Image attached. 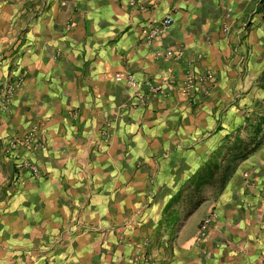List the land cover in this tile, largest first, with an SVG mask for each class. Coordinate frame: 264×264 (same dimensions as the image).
<instances>
[{"label": "crops", "instance_id": "obj_1", "mask_svg": "<svg viewBox=\"0 0 264 264\" xmlns=\"http://www.w3.org/2000/svg\"><path fill=\"white\" fill-rule=\"evenodd\" d=\"M128 1L0 0V143L37 121L45 140L37 153L0 152V264H128L135 252L155 264H264V141L178 230L159 225L167 201L210 154L237 128L247 136V117L264 114L258 0H144L143 10ZM167 15L162 39L142 46L139 21ZM179 45L201 54L217 79L200 103L181 89L183 61L163 56ZM118 71L156 85L174 77L177 91L127 107L138 88L117 81ZM18 75L7 98L4 85ZM104 119L110 130L101 141ZM23 160L38 173L14 183ZM75 212L90 230L54 245Z\"/></svg>", "mask_w": 264, "mask_h": 264}, {"label": "built area", "instance_id": "obj_2", "mask_svg": "<svg viewBox=\"0 0 264 264\" xmlns=\"http://www.w3.org/2000/svg\"><path fill=\"white\" fill-rule=\"evenodd\" d=\"M261 0L255 2L252 8V14L258 12V5ZM129 5H137L140 10L146 8L144 0H129ZM44 9V4H41L38 8L34 9L32 12V18L39 15V13ZM264 12V11H263ZM232 17L228 12H225L224 17L220 22V31L223 34H227L231 30ZM172 23V19L169 15L164 16L160 19H149L146 18L143 21H139L141 27L139 33V42L142 46L153 47L157 40H161L167 27ZM251 17L243 20L238 25V34L241 37L247 35L251 27ZM163 56L167 59L175 61H183L186 70L184 78L182 80L181 89L185 92L188 98H191L195 103H200L209 96V93L217 79L215 76L207 69L206 66L202 65V55L199 53L187 54L184 46H177L167 48L163 52ZM117 81L125 80L131 85H135L138 91L132 95L129 100L127 107H131L134 104V100L140 103H146L153 94L161 93L162 96H166L169 93L172 94L173 91H177L175 86H177L176 79L174 77L173 81L169 78L163 81V84L156 85L147 80H136L132 74L126 73L124 71H118L115 74ZM22 83V76L18 75L15 78L7 80L4 88V95L8 98L10 97ZM43 124L39 121L34 122L29 128L24 132L7 137L6 140L0 143V152L5 154H11L12 151L17 148H24L28 151L37 153L40 152L45 147V140L42 133ZM110 130V119H104L103 124L100 129V140L104 141L107 139ZM27 171L30 176H34L38 173V169L34 163L29 160H23L17 163V175L14 179V183L20 182V178L23 176V172ZM214 218V214L210 215L204 220L202 225L203 229H208V226ZM72 220L68 223L66 228L59 235L57 241L54 245L61 244L65 238L71 236L76 231L90 230L84 221L80 220L79 216L75 212L72 215ZM49 264V263H48ZM131 264H155V261L151 257H147L145 254L139 252L133 253L131 257Z\"/></svg>", "mask_w": 264, "mask_h": 264}, {"label": "trees", "instance_id": "obj_3", "mask_svg": "<svg viewBox=\"0 0 264 264\" xmlns=\"http://www.w3.org/2000/svg\"><path fill=\"white\" fill-rule=\"evenodd\" d=\"M257 86L264 91V72L258 76ZM245 122L249 127V134L235 135L232 141L210 154L189 177L185 185L167 201L159 225L165 224L174 231L178 230L187 218L208 199L207 189H215L216 194H219L237 165L262 144L264 114L258 118L249 116Z\"/></svg>", "mask_w": 264, "mask_h": 264}, {"label": "rangeland", "instance_id": "obj_4", "mask_svg": "<svg viewBox=\"0 0 264 264\" xmlns=\"http://www.w3.org/2000/svg\"><path fill=\"white\" fill-rule=\"evenodd\" d=\"M263 2H264V0H261L260 1V4L258 5V8L261 7V9H258V12H260V11L263 12L264 11V3ZM4 88H5V85H4ZM244 123H245V121H244ZM237 129H238L237 132H236L237 135H239V136H245V127L244 128H237ZM206 194L208 196V199H213L216 196V191H215V189H210L209 188V189H207ZM212 214H210V215H212ZM210 215H208V217ZM204 220L201 222V226L203 225ZM161 236H162V227L158 226V229L153 234V242H154V245L155 246L157 245L158 240H161ZM46 264H48V262H46ZM128 264H131V260L129 261Z\"/></svg>", "mask_w": 264, "mask_h": 264}]
</instances>
